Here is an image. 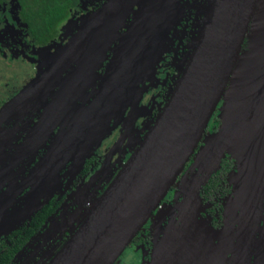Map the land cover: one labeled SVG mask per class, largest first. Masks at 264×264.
<instances>
[{
	"label": "flooded vegetation",
	"instance_id": "obj_1",
	"mask_svg": "<svg viewBox=\"0 0 264 264\" xmlns=\"http://www.w3.org/2000/svg\"><path fill=\"white\" fill-rule=\"evenodd\" d=\"M105 1L78 0L76 6L68 8L66 18L56 29H47L35 27L30 19L39 16L30 12L32 17H27L18 0H0V264H50L59 255L161 112L186 67L202 23V5L207 2L179 0L181 14L167 32L155 78L145 77L138 88L133 85L137 78L133 74L127 81L111 85V89L116 87L111 97L107 78L104 84L109 103L106 110L104 107L94 110V114L104 119L91 128L86 142L83 132L86 124L79 131L72 130V120L79 114L86 116L89 112L86 106L97 98L95 90L104 81L106 66L113 56V42L104 50L103 47L88 52L90 61L85 63L100 76L84 78L85 86L77 96L71 89L77 84L65 86L66 71L60 74L65 77L62 85L61 76L54 78L50 65L78 29L73 26L62 31L65 20L73 16L80 24L81 17ZM98 57L99 64L95 63ZM123 102L127 103L122 108ZM219 103L220 100L174 182L112 264H204L197 258L191 242L182 244L179 251L178 245L170 242L182 240L179 232L187 221L181 216L189 206L191 188L206 166L200 163L198 166L197 161L202 159L195 154L204 138L219 128ZM62 133L67 137L62 138ZM98 133L103 137L95 142ZM57 142L58 149L54 152ZM91 144L81 158L79 146ZM225 155L230 171L217 184L226 187L224 196L232 192L229 178L236 167L235 159L228 153ZM198 195L200 200L195 209L205 219L202 221L207 227L205 249L211 253L212 244L217 242L213 233L226 229H222L223 197L211 188V172L198 186ZM263 207L264 196L258 220L249 231L241 264L255 261L264 264L261 257L264 255L259 254L264 244ZM234 226L236 223L230 234L237 233Z\"/></svg>",
	"mask_w": 264,
	"mask_h": 264
},
{
	"label": "water",
	"instance_id": "obj_2",
	"mask_svg": "<svg viewBox=\"0 0 264 264\" xmlns=\"http://www.w3.org/2000/svg\"><path fill=\"white\" fill-rule=\"evenodd\" d=\"M256 5L257 0H207L202 5V23L192 44L186 67L161 112L50 264H112L193 152L211 112L231 78L249 23L254 20L252 18ZM180 14L179 0H106L100 7L81 17L77 31L56 53L54 58L58 57L53 58L50 65L53 77L58 78L64 70L66 74L73 70L69 62L63 67L59 64L63 59L61 56L64 51H73L78 44L88 39L90 46H87L81 65L77 66V70L74 69L77 74L74 71L69 75L78 77L79 84L77 83L76 88H71L77 96L85 86L84 78L94 79L100 76L92 66H88L89 63H85V60L90 61L87 59L88 52L97 51V47L102 46L103 42L104 50L113 42L112 50L114 48L117 52V59L112 74H120L131 63H135V74L138 77L133 85L139 88V82L143 83L144 78L152 73L163 50L167 32ZM121 27H124L123 31H119ZM257 28L259 36L256 43L262 41L264 44V20L257 23ZM122 32L123 36L120 35ZM259 53L263 60L254 85L252 88L248 85L244 95L238 96L227 109H223L228 117L220 120L218 130L211 134L204 152L198 155L202 159L197 161L198 166L199 163H207L208 167L202 169L197 179L199 181L191 188L189 206L181 216L187 221L179 232L182 240L170 242V245H178L177 251L182 244L191 242L195 254L199 256L197 258L204 264H241L249 231L258 219L264 196V52ZM100 62L101 58L98 57L95 63ZM112 66L109 62L105 73ZM100 87L95 90L94 95L97 97L94 99L99 101L95 103L94 100L86 106L88 114L76 115L72 120V130L77 128L79 131L81 125L86 124L83 131L86 142L91 128L103 118L94 114V110L101 107L105 109L109 103V97L105 94L106 85H102V94ZM113 91L112 88L110 97ZM126 103L123 102L122 108ZM248 113L254 114L256 119L249 127L246 125ZM66 134L69 135L68 132ZM67 135L61 134L62 138ZM101 136L102 133H98L95 142L103 137ZM58 143L57 146L54 145V152L58 149ZM86 145L79 146L81 158L86 155V149L92 146ZM225 153L235 159L236 167L229 178L232 192L222 200V229H232L237 221L233 228L236 231L242 230V238L232 262L234 241L229 236L222 238L224 230L213 233V238L217 240L215 244H212L211 237L214 254L205 249L208 242L207 227L202 223L205 219L195 209L200 200L198 186L217 168ZM205 157L208 160H204ZM245 177L246 181L248 177H253L251 189H247L244 182L241 184ZM229 209L232 210L230 215ZM260 247L259 254L264 255V244ZM170 250L173 251L172 247ZM227 251H230L228 257Z\"/></svg>",
	"mask_w": 264,
	"mask_h": 264
},
{
	"label": "rangeland",
	"instance_id": "obj_3",
	"mask_svg": "<svg viewBox=\"0 0 264 264\" xmlns=\"http://www.w3.org/2000/svg\"><path fill=\"white\" fill-rule=\"evenodd\" d=\"M79 18H80V15L78 16L77 19ZM69 19L70 20H68V23L65 22L62 25V31L63 30L68 31L70 28H73V26L75 28L76 27L78 28L79 24L77 23V21L73 19V16H70ZM252 19L254 20L250 21L249 23L248 32L246 34V37L242 45L241 51L239 53V56L235 62L234 68L232 70L231 78L229 79L226 85V88L220 99L219 106L217 108V112H218L217 115L221 121L224 120V118L228 117L225 112L223 113V109L225 107L227 109V107L232 102L238 99L237 98L238 96L244 95L248 90V85L250 88H252V86L254 85L255 78H257V75L259 74V66L261 64V61L263 60L259 52L261 53L264 52V44L262 43V41H259L258 43H256V40L259 36L257 23L264 20V0H257V5L255 6V12L253 14ZM123 29L124 28L121 27L119 28V31H122ZM162 52L163 50L161 51L160 56L157 59V62L158 60H160ZM157 62L155 63V67L153 68L152 73L148 76L149 78L148 80L155 78L156 76L155 68H156ZM139 96H141V94ZM157 101L158 103L161 102V100H157ZM211 134L204 138L203 144L200 145L199 149L197 150V154H195V156L199 155V153L204 152V149L206 148V145L209 142V138L211 137ZM204 160H208L207 157H205ZM213 251L214 249L212 248L211 249L212 254H214ZM122 263H123V260H122Z\"/></svg>",
	"mask_w": 264,
	"mask_h": 264
},
{
	"label": "bare ground",
	"instance_id": "obj_4",
	"mask_svg": "<svg viewBox=\"0 0 264 264\" xmlns=\"http://www.w3.org/2000/svg\"><path fill=\"white\" fill-rule=\"evenodd\" d=\"M138 15V14H137ZM121 36H123V32L120 34ZM118 41V40H117ZM119 42V41H118ZM88 44H89V42H88V39L87 40H85L84 42H82V43H80V44H78L77 45V47L75 48V50H73V51H64V54H63V56H61L63 59H61V61L59 62V64L60 65H62V67L64 66V65H68L69 63V65H71L70 67H72L73 68V70L71 69L70 70V72H69V74L68 75H65V77H67V81H66V88H67V86H69L70 84H79V80H78V77H76V75H75V77H72V76H69V75H71V73H74V71L76 72V70H77V66H79V65H81V62H82V59H83V55H84V53L86 52V49H87V46H88ZM104 47V42H103V44H102V46L100 45V46H98L97 47V50L99 51V50H101L102 48ZM56 57H58V55L56 56ZM55 57V58H56ZM54 58V59H55ZM116 59H117V52L114 50V48H113V57H112V60H111V64L113 65L111 68H109L108 69V71L105 73V75L103 76V78H104V81H103V83L102 84H104L105 82H106V80H107V78H109L108 79V81H109V88L111 89V85H114V84H118L119 85V83L121 82V81H127L128 79H129V77H131L133 74L136 76V77H138V74H135V71H136V69H135V63H131L129 66H128V68L127 69H125V70H123L122 71V73H120V74H117V75H113L112 74V71H113V69H114V67H115V63H116ZM69 62V63H68ZM74 69H76V70H74ZM76 74H77V72H76ZM65 77H63V76H61V83H62V85H63V83H64V81H65ZM55 78V77H54ZM77 78V79H76ZM78 80V81H77ZM41 82H43V81H41ZM69 82V83H68ZM116 87H114L113 89H115ZM118 88V87H117ZM63 91H64V88H63ZM119 91L121 92V90L119 89ZM114 92H115V90H114ZM255 119V115L254 114H251V113H248L247 114V116H246V125L249 127L250 126V124H253L255 121H256V119ZM249 151V150H248ZM208 167V164L206 163V168ZM246 177H247V174H246ZM246 177L242 180V182H241V184L244 182V184H245V187H246V185H247V189H249L250 188V186L252 185L251 183L253 182L252 180H253V177H252V179H250L249 177H248V179H247V181H246ZM254 181H256V180H254ZM240 184V185H241ZM251 188H252V186H251ZM250 188V189H251ZM187 189V188H186ZM244 199H245V197H243V201H244ZM187 200V199H186ZM244 204V203H243ZM231 209H229V215H230V213H231ZM262 213H263V215H264V207H263V210H262ZM264 217V216H263ZM228 221H229V219H227V224H228ZM237 221H235V223H236ZM231 230V229H230ZM228 228H226L224 231H223V236H222V238H224L225 236H229V237H231V240H233L234 241V244H233V247H232V259H231V262L233 261V259H234V257H235V253H236V249H237V245H238V243H239V241L241 240V238H242V236H241V234H242V230H237V233H235L234 235H235V237H233L234 235L231 233L230 234V231ZM263 235V234H262ZM223 245H220V247H222ZM244 250V249H243ZM165 258V257H164Z\"/></svg>",
	"mask_w": 264,
	"mask_h": 264
},
{
	"label": "trees",
	"instance_id": "obj_5",
	"mask_svg": "<svg viewBox=\"0 0 264 264\" xmlns=\"http://www.w3.org/2000/svg\"><path fill=\"white\" fill-rule=\"evenodd\" d=\"M23 5L22 11L26 12L27 17L30 12L38 15V18H31L35 23V27L39 28H57L68 14V8L76 6L78 0H18ZM28 7V10L25 9ZM32 17V16H30ZM66 21V20H65ZM34 26V25H33ZM232 157V156H231ZM228 158L224 154L221 156L217 168L211 173V188L214 187L216 192L223 198L225 197L226 187L223 185L217 186L222 180H225L224 174L228 173ZM220 196V197H221ZM223 200V199H222ZM223 216V215H222ZM223 218V217H222Z\"/></svg>",
	"mask_w": 264,
	"mask_h": 264
}]
</instances>
